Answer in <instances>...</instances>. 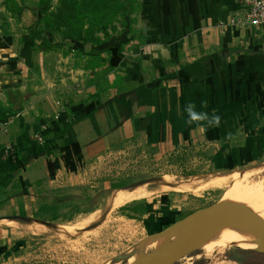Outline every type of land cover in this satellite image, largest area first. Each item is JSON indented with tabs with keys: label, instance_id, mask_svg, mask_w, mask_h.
I'll return each mask as SVG.
<instances>
[{
	"label": "crops",
	"instance_id": "crops-1",
	"mask_svg": "<svg viewBox=\"0 0 264 264\" xmlns=\"http://www.w3.org/2000/svg\"><path fill=\"white\" fill-rule=\"evenodd\" d=\"M139 1L127 37L110 32L106 62L92 70L67 46L37 50L32 11L14 19L0 0V124L10 121L0 125V261L47 207H83L93 163L121 145L206 146L217 169L264 157V26L221 25L241 14L239 0ZM69 103L83 108L77 120ZM41 129L57 144L50 151L33 139ZM165 196L147 202L164 209Z\"/></svg>",
	"mask_w": 264,
	"mask_h": 264
},
{
	"label": "rangeland",
	"instance_id": "rangeland-1",
	"mask_svg": "<svg viewBox=\"0 0 264 264\" xmlns=\"http://www.w3.org/2000/svg\"><path fill=\"white\" fill-rule=\"evenodd\" d=\"M23 1L26 8L19 17L9 12L14 19L21 20L28 10L34 15L38 0ZM139 5V0L131 1L130 16L114 20L115 31L110 26L109 32L126 38ZM207 150L206 146L183 145L175 153L168 150L155 153L138 142L121 145L108 158L93 163L96 173L91 178L93 185L84 187L83 207H47L39 215L44 221H26L23 226L28 232L23 234L21 249L0 264H128L132 256L148 253L151 249L144 250V246L161 231L222 201L227 188H206L209 180L248 167L264 169V157L231 169H217L209 161ZM164 181L182 182L192 188L164 190ZM120 188L140 189L150 195L114 206L112 195ZM158 193L166 195L164 209L147 202ZM173 264H264V253L229 245L209 257L203 256L201 250H193Z\"/></svg>",
	"mask_w": 264,
	"mask_h": 264
},
{
	"label": "trees",
	"instance_id": "trees-1",
	"mask_svg": "<svg viewBox=\"0 0 264 264\" xmlns=\"http://www.w3.org/2000/svg\"><path fill=\"white\" fill-rule=\"evenodd\" d=\"M1 1L6 10L15 17H19L26 8L23 0ZM131 1L136 0H58L56 5L54 0H38L33 9L35 20L27 29L28 35L37 50H59L67 46L88 56V67L95 70L106 62L100 54L104 51L105 40L112 38L109 27L114 20L130 16L128 7ZM112 29L115 31V27L112 26ZM117 38L124 39L120 36ZM123 82L118 79L113 86L120 89ZM105 90L100 88L95 96L99 98ZM69 109L74 112V120L83 113L79 104L69 103ZM44 135L46 143L37 144L41 148L39 152L50 151L57 145L53 144L55 141L46 133ZM217 165L219 168L226 167L227 162L219 160Z\"/></svg>",
	"mask_w": 264,
	"mask_h": 264
},
{
	"label": "bare ground",
	"instance_id": "bare-ground-1",
	"mask_svg": "<svg viewBox=\"0 0 264 264\" xmlns=\"http://www.w3.org/2000/svg\"><path fill=\"white\" fill-rule=\"evenodd\" d=\"M248 168L242 172H231V174L220 175V177L216 176L215 179L212 178L209 180L205 187L227 188L226 195L220 203L236 206L244 214L252 218V220H254L259 226H262L264 225V169L261 167L253 170ZM162 184L164 190L174 189L181 191L186 187H189L182 182L164 181ZM149 195V193L140 189L126 191L120 188L114 190L111 200L112 205L118 206L128 200L145 196L147 197ZM191 231L190 228H183L173 237L155 236L154 240H149L144 246V250H151L148 253L142 252L138 256H132L128 260V264H149L151 261L159 257V251L161 249L171 247L178 236L187 237L190 235ZM257 239L258 236L253 233L249 227L238 226L233 220L227 219L224 221L219 216H216L204 238L198 242L193 249L201 250L203 256L209 257L215 255V253L222 252L229 245H237L241 248L258 249L259 246L256 243ZM188 254L189 253H187V255ZM197 257H199V255H197Z\"/></svg>",
	"mask_w": 264,
	"mask_h": 264
},
{
	"label": "water",
	"instance_id": "water-1",
	"mask_svg": "<svg viewBox=\"0 0 264 264\" xmlns=\"http://www.w3.org/2000/svg\"><path fill=\"white\" fill-rule=\"evenodd\" d=\"M216 216H219L224 221L227 219L233 220L238 226L249 227L258 236L256 243L259 248L256 250L264 253V229L236 206L217 203L213 206L200 209L161 231L158 234L159 236L173 237L183 228H190L192 230L189 236H178L171 247L161 249L159 257L149 264H173L185 254L193 251L196 244L204 238L210 229Z\"/></svg>",
	"mask_w": 264,
	"mask_h": 264
},
{
	"label": "built area",
	"instance_id": "built-area-1",
	"mask_svg": "<svg viewBox=\"0 0 264 264\" xmlns=\"http://www.w3.org/2000/svg\"><path fill=\"white\" fill-rule=\"evenodd\" d=\"M241 6V14L235 15L230 19L228 24L221 23L224 26L232 27H262L264 26V0H239ZM10 121H4L0 125L3 129H7ZM45 129V128H44ZM44 129L34 134L33 139L38 145H44L46 138ZM12 148L6 150V154L10 155Z\"/></svg>",
	"mask_w": 264,
	"mask_h": 264
},
{
	"label": "clouds",
	"instance_id": "clouds-1",
	"mask_svg": "<svg viewBox=\"0 0 264 264\" xmlns=\"http://www.w3.org/2000/svg\"><path fill=\"white\" fill-rule=\"evenodd\" d=\"M186 110L189 112V114H190L193 118H195L196 114L193 112L191 106H188V108H187Z\"/></svg>",
	"mask_w": 264,
	"mask_h": 264
}]
</instances>
